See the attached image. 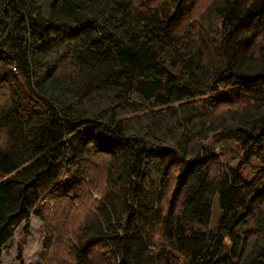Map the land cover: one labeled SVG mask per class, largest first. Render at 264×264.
<instances>
[{"label":"trees","instance_id":"16d2710c","mask_svg":"<svg viewBox=\"0 0 264 264\" xmlns=\"http://www.w3.org/2000/svg\"><path fill=\"white\" fill-rule=\"evenodd\" d=\"M33 217L41 264H264V0H0V264Z\"/></svg>","mask_w":264,"mask_h":264},{"label":"rangeland","instance_id":"374dc122","mask_svg":"<svg viewBox=\"0 0 264 264\" xmlns=\"http://www.w3.org/2000/svg\"><path fill=\"white\" fill-rule=\"evenodd\" d=\"M197 4V2H196ZM236 162H232L235 164ZM214 218H213V230H216L218 226V219L220 217V209L218 206V201L215 200V205L213 208ZM32 228V238L30 239L29 246L25 249L24 261L25 264H41L43 260V255L47 250V237L43 233V225L36 218H32L30 222ZM15 244H19L20 235L16 233L14 239ZM17 251L11 249L8 254L3 256V261L5 264H19L16 261ZM95 258V255L93 256Z\"/></svg>","mask_w":264,"mask_h":264}]
</instances>
